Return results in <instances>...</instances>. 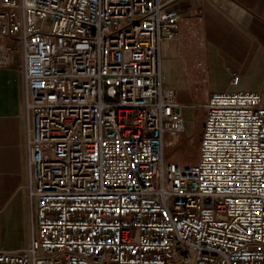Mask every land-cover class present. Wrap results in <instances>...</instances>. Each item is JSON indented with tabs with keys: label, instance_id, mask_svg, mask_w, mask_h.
I'll return each mask as SVG.
<instances>
[{
	"label": "built area",
	"instance_id": "built-area-1",
	"mask_svg": "<svg viewBox=\"0 0 264 264\" xmlns=\"http://www.w3.org/2000/svg\"><path fill=\"white\" fill-rule=\"evenodd\" d=\"M177 1L0 0V67L19 56L28 206L27 241L0 248V264H264L261 94L191 105L197 161L171 159L184 106L160 66L163 44L178 48Z\"/></svg>",
	"mask_w": 264,
	"mask_h": 264
},
{
	"label": "crops",
	"instance_id": "crops-1",
	"mask_svg": "<svg viewBox=\"0 0 264 264\" xmlns=\"http://www.w3.org/2000/svg\"><path fill=\"white\" fill-rule=\"evenodd\" d=\"M174 8L184 22L176 53L174 41L163 44L162 83L193 119L202 112L191 105L215 92H259L264 103V0H178ZM20 88L12 57L0 67V248L7 250L24 245L28 234Z\"/></svg>",
	"mask_w": 264,
	"mask_h": 264
},
{
	"label": "rangeland",
	"instance_id": "rangeland-1",
	"mask_svg": "<svg viewBox=\"0 0 264 264\" xmlns=\"http://www.w3.org/2000/svg\"><path fill=\"white\" fill-rule=\"evenodd\" d=\"M16 60L19 59L18 50L13 52ZM185 118V135L180 143L173 149L171 159L179 163L193 164L197 161L202 130L203 112L198 119H193V113L189 108L183 111Z\"/></svg>",
	"mask_w": 264,
	"mask_h": 264
}]
</instances>
